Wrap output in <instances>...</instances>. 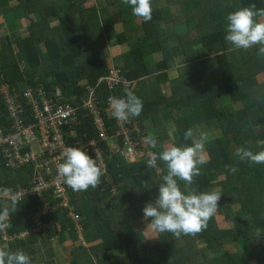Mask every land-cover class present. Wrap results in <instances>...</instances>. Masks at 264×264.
I'll use <instances>...</instances> for the list:
<instances>
[{
	"label": "trees",
	"instance_id": "16d2710c",
	"mask_svg": "<svg viewBox=\"0 0 264 264\" xmlns=\"http://www.w3.org/2000/svg\"><path fill=\"white\" fill-rule=\"evenodd\" d=\"M15 1L25 9L28 25L11 34L17 38L15 42L4 37L0 40L4 43L0 48V88L8 83L15 89L25 109L26 124L32 121L30 107L22 97L26 85L36 88L42 84L49 91L61 89L66 98L70 97L68 101L77 105H83L94 89L100 99L99 108L105 114L104 101L111 92L100 80L112 68L107 52L111 44L129 47L124 54L127 70L121 72L129 82L153 72L146 58L156 53H163L165 58L154 64L163 71L164 80L169 78L168 71L173 65L184 58L188 63L193 62L191 79L185 84L178 78L174 90L186 97L183 106H192L193 116L177 118L184 125L177 134L176 144L191 143L184 140V132L189 128L197 135L202 128L210 130V141L205 145L210 164L200 165L201 174L194 178L192 187L198 191L217 190L222 195L217 213L201 233L176 238L169 232H155L144 237L140 229L142 220L128 217L124 204L128 202L137 210L140 205L154 201L159 183L167 174L166 165L158 160L157 168L161 172L149 168L146 153L133 162L125 161L119 153H110L106 143H101L107 164L100 185L76 192L64 184L67 207L61 204L64 198L55 195L52 189L42 191L40 196H26L11 214V226L0 232V245H7L10 251L22 249L29 255L31 264H58L60 258L65 260L60 264H174V261L192 264L193 249L213 253L215 258L205 260L206 264H264V164L239 161L234 156L238 147L253 152L264 150V56L258 55L259 46H254L240 49L242 57H236L233 52L238 49L224 39L229 13L253 3L258 9L264 8V0H240L239 6L233 0H152V5L158 4L153 7L152 19L147 22L141 19L139 26L135 20L140 18L121 0H100L109 10L118 5L117 12L106 17L101 16L99 0ZM91 1L94 5L88 6ZM36 2L37 21L31 16ZM119 25L123 27L121 34L116 31ZM137 33L141 35L138 37ZM200 61H205L209 68L196 71L194 63ZM124 95L125 91L120 89L115 96ZM221 101L237 105L239 110L233 106L227 108ZM87 114L83 110L78 130L80 136H86L85 140L95 137V128ZM0 119L9 124L1 95ZM133 125L130 118L127 126ZM131 134L137 151H144L143 133L132 131ZM162 143L163 139L158 140L155 152L161 151ZM119 144L122 145L121 139ZM31 150L32 146L24 144V153ZM89 155L95 158L92 153ZM229 165L238 171L229 172ZM36 176V163L11 169L8 161L0 157V188H12L16 193L31 190ZM108 176L112 183L108 182ZM180 186L183 189L182 181ZM114 193H119L120 201L113 204L110 197ZM44 197L47 202L43 201ZM6 203L7 199L0 198V210ZM110 209L112 216L108 215ZM72 211L81 218L80 225L87 237L86 245L72 247L69 252L65 242L70 240L73 245L80 239ZM41 212L40 222H51L55 235H46L49 231L31 232ZM221 213L234 214L230 227ZM124 224L130 233L122 229ZM100 229L103 235L95 237L101 233ZM56 235L59 242L55 246L51 242V247L50 241ZM177 241L188 248H178ZM226 245L233 249L226 250ZM48 247L57 254L56 261L48 257L45 250ZM200 263L201 260L197 264Z\"/></svg>",
	"mask_w": 264,
	"mask_h": 264
},
{
	"label": "clouds",
	"instance_id": "9594fccd",
	"mask_svg": "<svg viewBox=\"0 0 264 264\" xmlns=\"http://www.w3.org/2000/svg\"><path fill=\"white\" fill-rule=\"evenodd\" d=\"M121 2L130 6L132 14L137 18L145 22L152 19V0H121ZM226 20L224 36L226 42L236 49L243 50L259 46L258 55L264 56V8L258 9L254 3L240 7L229 13ZM4 84L0 88V95L6 104L2 93ZM28 86H24L23 93ZM124 91L125 95L122 97L108 98L111 116L119 123L130 122V118L139 117L143 110L142 99L130 88ZM13 92L20 100L15 89ZM184 140L191 143L181 145L171 143L164 145L163 150L159 152L147 153V166L157 168V161H163L167 174L159 183L155 200L147 203L143 208V215L145 219L151 218L148 228L152 232H169L176 238L182 235L195 236L207 229L209 220L219 209L218 202L222 195L217 190L198 191L192 187L194 178L201 174L200 165L207 163L205 145L210 141L209 132L200 131L197 135L192 128H189L184 132ZM143 142L152 149L158 146L156 136L151 133L143 137ZM234 156L239 161L264 164V150L253 152L245 147H238L235 149ZM61 159L62 162L57 166L58 181L76 192L100 185L101 177L105 174L104 166L98 163L96 158H92L84 147H65ZM157 171H159L158 168ZM228 171L235 174L238 169L229 165ZM181 181L184 183L183 189L180 186ZM23 197L24 194L14 192L12 188H0V198L8 201L0 210V232L11 226L10 216L17 210ZM0 264H31V259L22 249L10 251L7 245H4L0 246Z\"/></svg>",
	"mask_w": 264,
	"mask_h": 264
},
{
	"label": "built area",
	"instance_id": "2783aa9c",
	"mask_svg": "<svg viewBox=\"0 0 264 264\" xmlns=\"http://www.w3.org/2000/svg\"><path fill=\"white\" fill-rule=\"evenodd\" d=\"M111 71L112 68L108 76L100 80L107 85L111 92L110 96H115L120 89L125 90L131 87V82L124 79L120 71ZM2 93L6 101L5 110L9 124L3 123L0 119V157L8 161V168L11 169H17L31 162L36 163L37 176L32 180L35 185L31 190L21 191L20 194H24L23 199L33 194L40 196L42 191L52 189L55 195L64 198L61 202L62 206H68L65 186L57 180V166L62 162L61 155L65 147H84L87 153H92L97 160H100L99 163L103 161L101 143H106L109 152L112 151L110 153H119L125 161L133 162L140 157L131 134L132 131L140 133V130L134 125L129 128L127 123H119L111 116L108 102L110 96L104 101V114L99 108L100 99L94 89L90 91L83 105H77L68 101L70 97L66 98L61 89L49 91L42 85L37 88L28 86L23 93V98L30 106L29 117L31 116L32 121L26 124L25 109L16 98L12 87L4 84ZM83 110L88 111L87 115L95 128V137L87 140L78 132ZM66 138H69L70 142H67ZM120 139L122 145L119 144ZM109 140H116V148L113 150ZM89 142H91L90 145ZM24 144L32 146V150L24 153L22 151ZM37 159L40 160L37 161ZM102 164L105 169V164ZM107 180L112 183L109 176ZM57 182L61 186L60 191L55 186ZM47 184H50V187H47ZM42 199L46 201L45 197ZM71 215L75 222L80 221L81 218L77 213L72 211Z\"/></svg>",
	"mask_w": 264,
	"mask_h": 264
},
{
	"label": "crops",
	"instance_id": "0c3cea01",
	"mask_svg": "<svg viewBox=\"0 0 264 264\" xmlns=\"http://www.w3.org/2000/svg\"><path fill=\"white\" fill-rule=\"evenodd\" d=\"M233 1L236 6H239L240 0H233ZM37 2L35 3V8L37 5ZM97 4L100 10L102 11L103 15L107 12H108L107 15H110L111 13H115L118 10V5H114L109 10V8H106L107 5L105 4L104 1L99 0ZM38 11H39V6L36 8L34 12H31L32 18L35 17L36 21L38 20ZM22 12L26 14L25 9L20 8L15 0H0V27H1L0 33H3L2 37H4L6 33L9 34L11 32L7 30V28H12L11 26H13L14 23L16 24L18 19L22 18L20 16ZM12 21L13 23H11ZM135 22L138 26L142 23L141 19L135 20ZM24 24L25 26L28 25V21H26V18L23 20V24L21 26H18L17 28L24 29L25 28ZM137 34H138V37L141 35V33H137ZM2 37H0V40H2L1 39ZM173 44L177 45L178 43L173 42ZM3 46H4V43L0 42V48ZM128 49H129L128 45L120 46V45L114 44L110 50L109 60L111 59L110 60L111 67H115L119 69L121 76H122L121 72L125 73V71L127 70L125 57L124 56L122 57L123 51L127 52ZM15 52L17 53L18 50L16 49ZM164 59L165 58L163 57V53L161 52L156 53L155 55L146 58V61L149 64H151L150 69L153 70V72L150 75H146L142 78L130 81L131 82L130 89L133 90L134 93L139 98H141L143 101V110L140 116L131 118L134 122V125L138 128V130H140V133H138V135L143 133L141 137V140H143L144 136L150 133L154 134L156 138L159 140V142L161 139H163V143L160 145L161 147H163L165 144L168 145L171 143L178 142L177 134L179 133L180 130H182L183 127L181 125H184V123L181 122L179 124L177 121V118H180V117L186 118V117L193 116V107L186 106V105L183 106V103L186 97L182 95H178L177 93H175V90H174V83H177L178 78H180L182 82H184L185 84H187L190 81L191 72L193 70V62L186 63V64L176 63L168 71L169 78L167 80H164L161 77L162 76L161 74L163 73V71L157 69V67L154 65L155 63L161 62ZM220 103L223 106L225 105V107L227 108H230L231 106L234 107V105L230 104L228 101H224V102L221 101ZM235 107L237 109L239 108L237 105H235ZM148 110H149L150 115H148ZM81 124H82V120L80 122V126ZM165 125L170 130L167 129L168 132L166 133V135L162 136L161 133L165 131ZM202 131H207L210 134V130L207 129V127L202 128ZM81 136L86 137L83 135ZM168 140H172V141L170 142ZM115 141L116 140H109V142L111 143L112 150L116 148ZM161 150H163V148ZM150 151L155 152L154 149L144 144V151L140 152V156L143 157L145 153L147 154ZM205 154H207L206 148H205ZM118 201L119 200L116 199L115 195L110 197L111 203L113 204L116 202L118 203ZM124 206L128 213V217H130L131 219L139 218L142 220L143 226L140 229L143 232L144 237H146V235L156 234L155 232H152L148 228V223H150V221H149V218L145 219L143 215V208L145 207L144 205H140V207L137 210L131 208L130 203L128 202H126ZM75 223L78 227L79 223L77 222ZM124 231L129 232L128 229H125ZM102 235H103V232L95 235V237H100ZM57 240L59 242V238ZM69 241L70 240H67L65 243H68ZM83 245H86L85 240H84ZM0 246H4V245H0ZM45 250L48 251V249H45ZM51 252H52L51 254H47L48 257H56L54 251L51 250ZM208 252L209 251L202 250L203 255H205ZM214 258L215 257H213V259ZM191 261L192 260L190 259V262ZM199 261H200L199 259H193V262L195 264H197ZM60 262L64 263L65 260L60 258L58 260V264H60ZM140 264H143V263H140Z\"/></svg>",
	"mask_w": 264,
	"mask_h": 264
},
{
	"label": "rangeland",
	"instance_id": "374dc122",
	"mask_svg": "<svg viewBox=\"0 0 264 264\" xmlns=\"http://www.w3.org/2000/svg\"><path fill=\"white\" fill-rule=\"evenodd\" d=\"M92 5H94V2L93 1H91L89 4H88V6H92ZM158 6V4H154V5H152V7H157ZM174 11L175 12H177V9H174ZM106 15H107V13H105L104 15L102 14V11H101V16L102 17H106ZM20 16L22 17V18H20V19H18V21L16 22V24L14 23L13 24V26H11L12 28H7V30H9V31H11L13 34L16 32V30L17 29H15V28H17L18 26H21L22 24H23V20L25 19V17H26V14L24 13V12H22L21 14H20ZM167 25H168V23H167ZM24 30H21L20 32L22 33ZM116 31H117V33L118 34H121L122 32H123V28H122V26L121 25H119V26H117V29H116ZM11 32L9 33V36H7V35H4V38H5V40L6 41H9V42H15V40L17 39V38H15L13 35H11ZM7 34V33H6ZM3 36V33H0V37H2ZM13 44V43H12ZM13 46H14V48H17V45H16V43H14L13 44ZM111 46H113V44H111V45H109V47H111ZM107 52L110 54V51L109 50H107ZM127 52H124L123 51V55H122V57L124 56V54H126ZM242 52H241V50L240 49H238V50H236V51H234L233 52V55L234 56H236V57H242V54H241ZM111 60V59H110ZM180 61V63L181 64H186V63H188L187 61H186V59H184V58H182V59H180L179 60ZM235 61H237V59L236 60H234L233 62H235ZM194 68H195V70L197 71L199 68H204V69H208L209 68V66H208V64H206L205 63V61H200V62H198V63H194ZM111 69V68H110ZM120 70L119 69H117V68H115V67H112V71L111 72H119ZM37 86H39V85H37ZM88 100V99H87ZM86 100V101H87ZM238 105L239 106H242V104H240V103H238ZM135 126V125H134ZM136 127V126H135ZM167 129L168 130H170L166 125H165V131H163L162 133H161V135L162 136H164V135H166V133L168 132L167 131ZM41 142H42V140H40ZM168 141H172V140H168ZM166 145V144H165ZM110 152H112L111 150H110ZM206 158H207V163H205V164H203V166L204 167H208L209 166V164H210V160H211V158H210V156H209V154L207 153L206 154ZM102 159H103V161H102V163H104L105 164V166H106V164H107V160L106 159H104L103 157H102ZM160 171V170H159ZM161 172V171H160ZM55 186H56V188L60 191L61 190V186H60V184H59V182H57V183H55ZM47 187H50V184H47ZM118 194V195H117ZM113 195H115V197H116V199L117 200H119V193H115V194H113ZM120 201V200H119ZM118 201V202H119ZM76 213V212H75ZM41 214H43L42 212L38 215V218H37V220L38 221H36V223H35V227L31 230V232L32 233H40V232H47V231H49V233H47L46 235H48V236H50L51 234L52 235H55V229H53V224L51 223V222H49V223H47V224H43V223H41L40 222V215ZM108 215L109 216H112V210L110 209L109 210V213H108ZM221 216H223L226 220H227V222L228 223H230L229 225H228V227H230V225H232V219L234 218V214L233 213H230V214H223V213H221ZM79 223V225H78V227H77V230H78V235L80 236V238L81 239H78L76 242H74L73 243V245H70V242H68L67 244H66V246H67V248L69 249L68 251L70 252V250H71V248L72 247H78V246H80V245H83V243H84V240H85V243H86V235H85V233H84V231H83V228L81 227V225H80V221L78 222ZM225 227H227V225H225ZM227 227V228H228ZM128 228V226H127V224H124L123 226H122V229L123 230H125V229H127ZM100 231L101 232H103V230L102 229H100ZM130 233V232H129ZM187 237V236H186ZM188 239V238H187ZM185 240V239H184ZM51 242H53L54 243V246L57 244V242H58V240H57V235L54 237V238H52L51 239V241H50V244H51ZM177 245H178V248H188V246H186L185 245V243H180L179 241H177ZM51 247H53L52 245H51ZM226 250H230V249H233V246H231V245H229V246H227L226 245ZM51 248H49L48 249V251H47V254H51L52 252H51ZM231 251V250H230ZM54 254V253H53ZM199 255V256H198ZM55 256L56 257H54L55 258V260H57L58 259V256H57V254L55 253ZM193 258L192 259H200L201 260V263L200 264H206L204 261L205 260H210L212 257H214L213 256V253L212 252H208V253H206L205 255H203L202 254V251L201 250H198V249H193ZM198 256V257H197ZM176 258H178L179 259V256L178 257H176ZM179 261H180V259H179ZM192 262V264H193V260L191 261ZM101 264V263H100ZM174 264H178V262H175L174 261Z\"/></svg>",
	"mask_w": 264,
	"mask_h": 264
}]
</instances>
